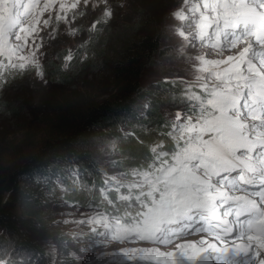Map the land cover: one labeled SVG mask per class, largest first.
<instances>
[{
  "label": "rangeland",
  "instance_id": "rangeland-1",
  "mask_svg": "<svg viewBox=\"0 0 264 264\" xmlns=\"http://www.w3.org/2000/svg\"><path fill=\"white\" fill-rule=\"evenodd\" d=\"M47 2L48 0H8L6 5L0 3V28H3L6 33L0 37V47L3 48L5 56L13 48V36L20 35L22 40H30L28 48L25 49L28 54L35 51V47H39V60L44 71L43 79L38 78L34 71L20 77L9 74L7 79L0 75V101L5 102V107L14 105L20 111L16 118L13 116L8 118L0 111L1 173L12 172L16 167L27 162L48 134V125L55 111L64 110L67 114L71 113L69 119L75 122L84 114L86 104L94 102L102 88L111 86L108 70L100 75L103 84L107 83L106 87L97 88L100 85L96 78L98 75L89 72L92 65L81 70L79 80L61 81L55 79L52 68H49L47 64L53 61L68 73L74 71L76 60L86 56L90 41L88 35L93 29L92 25L96 23L97 18L102 21L109 20V17L102 12V6H97L96 0H89V4L85 6L81 0L80 5L72 9L70 5L75 0H56L54 5L49 3L45 10L44 5ZM200 2L201 0H188L185 5L182 4V0H110L111 9L114 12L110 21L114 19L117 26L127 25L129 18L135 19L137 16L134 8L144 10L146 8V12L155 13L154 28L160 38V48L163 51L144 64L141 80L143 84L155 83L159 80L174 81L175 84L180 85L181 93L166 98L158 104L155 120L149 121L147 125L157 130L156 121L167 122L169 127L171 124L174 131L171 133L173 140L175 142L184 140L182 145L174 142L176 147L172 154L183 147H190L195 158L185 161L187 167L184 171L203 181L204 176L194 166L193 161L195 159H198V162L204 161L205 157L202 156L204 154L215 156L210 148L204 146V140H208L214 134L207 128L201 131V125L206 120L218 115L208 101L212 100L218 106V102L223 97L236 92L235 85L239 84L241 87L236 92L237 110L247 114L245 105L248 100H253L254 93L264 95V84L256 87L248 82L250 76L246 71L250 62L256 63L257 66L264 63V45L253 42L248 36L252 54L248 53L243 58L236 56L230 64L215 63V61L227 60L228 56L235 55L245 45L238 44L237 48H232L230 41L234 40L239 33L233 30V26L224 23L225 17L222 12L218 15L216 12L205 11L202 8L195 11ZM208 2L215 4V0H208ZM61 4L64 5L63 9L60 8ZM150 6L153 9L152 12L149 10ZM178 8L184 9L181 11L183 20L172 18V13ZM58 14L62 17L60 20L56 19ZM65 16L67 22L64 19ZM45 19L48 20L47 25L43 23ZM38 20L40 24L33 33ZM236 22L233 18L232 24ZM9 24H15V27H8ZM19 27L25 28L26 31L17 32ZM181 32L184 33L183 38L179 35ZM33 34L36 36L35 46L31 43ZM59 55L64 56L60 59ZM197 77L199 79H196ZM230 78L231 83H226ZM82 82L88 87L86 91L78 86ZM74 86L78 87L77 90ZM45 99L47 103L44 102ZM148 103L142 102L140 108L151 109L152 106ZM228 107H231V104ZM178 113L184 117L199 120V123L195 124L196 131H190L193 122L188 119L179 120ZM247 123L248 127L244 129V134L254 129L255 135H248L245 141L233 144L234 154L239 153L236 149L241 148V145H253L264 139V132H257L258 127H264L260 120H248ZM119 129L121 133H125L130 127L124 126ZM200 137H203V140ZM154 144H160V142L155 141L150 148ZM118 146L119 143L115 140L92 138L91 155L95 165L108 179L106 185L110 187L105 189L115 188V195L119 196L122 208L126 206L137 209V190L133 189L130 192L129 185L138 182L147 185V180L142 175H136L137 171L129 172L126 166H121L122 155ZM156 175L159 173L148 179L155 180ZM176 180L177 184H170L169 188L170 190L175 188V191L179 193L182 190L178 186L181 182L179 175ZM160 186L163 187L162 184ZM200 186L207 189L202 182ZM194 188L193 186L192 195L196 196L197 192ZM128 195L132 198L125 200L124 196ZM46 198L45 207L48 216L45 217L47 222L45 228L49 232L43 239L41 248L43 258L47 259L49 264H178L183 259L181 253L184 256L195 257L203 253L205 255L197 256V264H201L199 259L212 261L209 258L211 252L207 243L219 244V238L215 235L201 239L200 245L195 247L190 246L192 243L185 245L183 242H192L196 239V237L192 238L193 236L170 237L163 244L157 239H138L127 231L128 226L123 221L110 217L109 211L99 206L87 204L86 200L70 202L59 194ZM15 199L16 196L11 197L9 194L2 196V202L9 203V207L16 204ZM17 214L22 216L18 211ZM131 214L130 220L134 221ZM149 225H151L150 218L146 217L145 227H150ZM4 241H6L4 244L7 249L5 248L2 256L9 253L8 246L12 245L11 240ZM229 241L234 242L231 248L245 245V242L234 241L232 238ZM176 244L182 247L176 248L174 246ZM10 253L13 252L10 250ZM166 253H172V255H166ZM17 254L21 256L19 260L25 261L24 254L21 252ZM0 264H7V259L0 257ZM183 264H191V262L183 260Z\"/></svg>",
  "mask_w": 264,
  "mask_h": 264
},
{
  "label": "trees",
  "instance_id": "trees-1",
  "mask_svg": "<svg viewBox=\"0 0 264 264\" xmlns=\"http://www.w3.org/2000/svg\"><path fill=\"white\" fill-rule=\"evenodd\" d=\"M134 10L137 16L129 18L127 25L117 26L114 19L102 21L97 18L100 23L88 35L86 56L75 58L73 72H66L53 61L47 63L55 79L61 81L79 80L81 70L92 65L89 72L98 75L100 85L97 88L106 87L107 83L103 84L100 75L108 70L111 86L102 88L94 102L86 104L84 114L75 122L69 119L71 113L55 111L48 125V134L27 162L12 172H0V257L7 259V264H49L43 258L41 248L49 232L45 228V217L48 216L46 197L59 194L70 202L86 200L91 206L109 211L110 217L123 221L126 226L134 223L130 220V213L134 214L137 209L122 208L115 188L105 189L110 186L106 185L108 179L93 161L92 138L117 141L122 155L121 166H126L129 172L143 170L154 163L149 149L155 141L163 142L164 150L170 154L175 143H184V140H173L172 125L167 126V122L156 121L157 130L147 125L155 120L158 104L180 94L181 88L174 81L167 80L143 84L144 64L163 50L154 28L155 13L146 12V8ZM149 10L153 11L151 6ZM63 56L59 55L60 59ZM78 86L83 91L88 88L84 82ZM74 88L77 90L78 87ZM142 102H149L152 108L142 110ZM0 111L8 118L20 114L14 105L7 108L1 101ZM124 126L130 129L121 133L119 128ZM5 194L16 196L14 206L2 202ZM5 239L11 240L12 245L8 246L9 253L2 256ZM18 252L26 256L25 261L19 260Z\"/></svg>",
  "mask_w": 264,
  "mask_h": 264
},
{
  "label": "snow or ice",
  "instance_id": "snow-or-ice-1",
  "mask_svg": "<svg viewBox=\"0 0 264 264\" xmlns=\"http://www.w3.org/2000/svg\"><path fill=\"white\" fill-rule=\"evenodd\" d=\"M188 0H182V4H187ZM0 3L7 4L8 0H0ZM49 3L55 4L56 0H48L44 5V9L47 10ZM81 0H75L74 3L70 5L72 9H76L80 5ZM97 6H102V12L104 15L111 19L114 15L113 10L110 6V0H96ZM83 4L87 6L89 0H83ZM60 8L63 9L64 5L61 4ZM205 11L216 12L218 15L222 12L224 14V23L226 25L233 26L237 30L242 31L244 34L237 36L234 40L230 41L232 48H237L238 44L245 45L240 48L235 55H230L227 60L215 61L217 64L231 63L236 59V56L241 58L248 55L249 47L251 43L248 41L247 37L251 36L254 38L255 42L264 45V0H215V4L209 3L208 0H201L197 5L195 11L200 9ZM184 9L178 8L172 13L173 19L183 20L184 17L181 15V11ZM61 15H57L56 19L60 20ZM233 18L236 19V23L233 25ZM67 22V17H64ZM45 25L48 24V20H43ZM100 21H96L92 25L96 28ZM40 24L38 20L33 28V33H35V28ZM8 27H15V24H9ZM26 29L23 27L17 28V32H25ZM4 34L3 28H0V37ZM179 35L183 38L184 33L181 32ZM43 38L41 37V40ZM13 48L7 56L4 54V50L0 47V75H3L5 79L9 74H13L15 77L23 76L24 74L34 71L35 75L43 79L44 71L39 60V47H35V51L28 54L25 49L28 48L30 43L29 39H23L20 35L13 36ZM31 43L33 46L36 45L35 34L31 37ZM210 55V54H206ZM14 58V59H13ZM199 61H197L198 63ZM244 69H241L243 73ZM250 78L260 77L262 84H264V63H260L258 66L256 63H249L246 69ZM196 79H199L197 77ZM231 83V78L228 82ZM191 86V85H189ZM241 85L236 84V92L239 91ZM251 86H249L250 88ZM236 92H233L230 96L223 97L219 102L218 106L212 100L208 103L214 108V111L218 113L217 116H213L211 119L206 120L204 124L201 125V131L207 128L210 133H213L208 140H204V146L210 148L215 153V159L224 166L233 165L236 168H243L244 161L238 159L232 149L233 144H239L241 141L247 138L244 135V129L248 127V120L257 121L260 120L264 124V117H258L253 114L248 116L246 113L239 112L237 110V100ZM249 94L250 91H249ZM245 99L247 97H244ZM262 109H264V97L259 101ZM231 104V107L228 105ZM242 107V106H241ZM226 109V110H225ZM255 109H253V112ZM243 117V118H242ZM177 118L179 120L188 119L193 122V126L190 131H196L195 124L199 123L193 117H184L182 114L178 113ZM249 136L255 135L254 129H250ZM203 140V137H200ZM260 149L261 153H264V144L256 146ZM243 149L241 156H247L249 152H256V148L251 146L241 145ZM236 151H241L240 148ZM150 154L153 156L154 163L147 165L143 170H138L136 175H142L145 180H147V185L143 182H138L129 185V191L135 189L137 190V210L131 216L134 218V223L130 224L127 231L133 235L138 236L142 240H153L158 239L161 244L165 243V240L161 238L163 232V226L172 220L171 213H176L177 215H182L184 212H193L200 206V198L198 196L192 195L193 186L195 185V192L207 191L203 189L200 179L195 176L190 175L184 169L187 167L185 161L189 159H194L195 156L192 153L190 147H183L180 151L174 154H170L164 150L163 142L160 144H154L149 149ZM170 157V159H169ZM250 159H255V156ZM258 164L264 165V155L261 159L257 161ZM249 171L256 174V168L253 166L249 167ZM159 173L156 175L155 180L148 179V177ZM179 175L180 183L179 187L182 189L179 193L175 191V188H169L170 184L176 185V177ZM259 176L264 180V167L260 168ZM241 180L243 182V175L241 174ZM204 184L210 183V177H204ZM163 185L161 187L160 185ZM145 188L147 190H145ZM132 197L130 195L124 196L125 200H130ZM179 205V207H178ZM252 206L254 210H259L261 215L257 218L260 224H264V198L259 201H252ZM249 216L252 213H248ZM150 218V227H145V218ZM249 223V227H250ZM143 229V232L138 229ZM245 239V237H241ZM259 238L255 235H248L246 240L249 242L256 241ZM170 242V241H169ZM176 248L182 247L180 244L174 245ZM195 247V245H190ZM248 249L247 252L241 250L242 255H250L252 249H257L254 259L258 260V264H264V241L259 243H248L245 245ZM166 255H172V253H166ZM182 260L178 264H183V260H188L191 264H197V257L195 256H184L181 253ZM203 264V261L201 262Z\"/></svg>",
  "mask_w": 264,
  "mask_h": 264
},
{
  "label": "bare ground",
  "instance_id": "bare-ground-1",
  "mask_svg": "<svg viewBox=\"0 0 264 264\" xmlns=\"http://www.w3.org/2000/svg\"><path fill=\"white\" fill-rule=\"evenodd\" d=\"M233 36H234V34L232 35V37ZM248 53L249 54H252L253 53L252 49H249L248 50ZM263 61H264V59H263ZM258 81H261V78L260 77H255L254 79L253 78H250L248 80V82H250L254 86H261V85H263L262 83H259ZM262 130L264 131V127L260 126V127H258L257 132H261ZM248 134H249V131L245 132L244 135H245L246 138L248 137ZM256 172H257V170H256ZM212 189L213 190H216V192H219V191H221V189H222V191L227 190L228 187H227V185H224V186L221 187V184H218L217 182H214V183H212ZM242 210L245 211L246 210V207H243ZM208 236H211V235H208V234L195 235L192 238L196 237V239H193L192 242H190V241H183V242L185 243V245H186V243H188V244H191L192 243V245H200L199 242L201 241V239H204V238H206ZM218 241H219V244L218 245H213V244H208L207 243V247H209V250L211 252V255H209V258L212 261L208 262L207 259H206V261L205 260L203 261V259H199V263H201L203 261V262H205L203 264H210L211 262H213L214 264H231V263H226V262H219L218 259H217V257H216V252H217V249L222 248V247H226V246H229V245H232V243H234V242H231V241L228 242V240H224V242H221L220 240H218ZM246 242H247V244L248 243H254V241L249 242V241L245 240V244H246ZM199 255H202L203 256L205 254H203V253L197 254V256H199ZM201 258H203V257H201Z\"/></svg>",
  "mask_w": 264,
  "mask_h": 264
},
{
  "label": "clouds",
  "instance_id": "clouds-1",
  "mask_svg": "<svg viewBox=\"0 0 264 264\" xmlns=\"http://www.w3.org/2000/svg\"><path fill=\"white\" fill-rule=\"evenodd\" d=\"M241 35H243V34H241ZM250 38H251V36H249ZM252 39V38H251ZM252 41L253 42H255L253 39H252ZM259 44V43H258ZM263 127V126H262ZM262 132H264L263 130H262ZM264 140V139H263ZM259 141H261V140H259ZM258 144V141L254 144V145H257ZM234 241L235 240H239V241H242V242H245V240H246V238L245 239H241V238H235V239H233ZM261 241H264V237L262 238V240ZM260 241V242H261ZM243 244V243H242ZM245 244V243H244ZM247 244V243H246ZM245 244V245H246ZM245 245H242L243 247H239V248H235V247H233V248H231V246L232 245H229L228 246V248H230L232 251H235V252H237L238 254L239 253H241V251L240 250H243L244 249V252H247V248L245 247ZM251 262H253L252 260H251ZM234 264H236V262H234Z\"/></svg>",
  "mask_w": 264,
  "mask_h": 264
}]
</instances>
